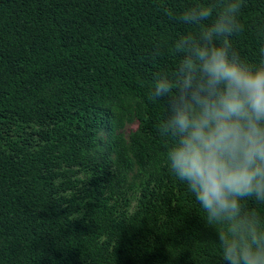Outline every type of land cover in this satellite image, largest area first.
Instances as JSON below:
<instances>
[{
	"label": "trees",
	"instance_id": "obj_1",
	"mask_svg": "<svg viewBox=\"0 0 264 264\" xmlns=\"http://www.w3.org/2000/svg\"><path fill=\"white\" fill-rule=\"evenodd\" d=\"M201 2L0 0V264H225L147 97L196 31L169 11ZM240 19L233 48L264 63V0Z\"/></svg>",
	"mask_w": 264,
	"mask_h": 264
},
{
	"label": "clouds",
	"instance_id": "obj_2",
	"mask_svg": "<svg viewBox=\"0 0 264 264\" xmlns=\"http://www.w3.org/2000/svg\"><path fill=\"white\" fill-rule=\"evenodd\" d=\"M243 3L170 10L171 19L196 31L171 43L176 69L171 77L157 73L147 97L165 108L157 126L171 141L165 163L215 230L225 264H264V218L243 207L246 199L264 205V63L250 64L231 42L245 27Z\"/></svg>",
	"mask_w": 264,
	"mask_h": 264
},
{
	"label": "rangeland",
	"instance_id": "obj_3",
	"mask_svg": "<svg viewBox=\"0 0 264 264\" xmlns=\"http://www.w3.org/2000/svg\"><path fill=\"white\" fill-rule=\"evenodd\" d=\"M137 126V123H132V124H128L126 125L125 129H124V132L125 134H128L129 132H131L132 130H134Z\"/></svg>",
	"mask_w": 264,
	"mask_h": 264
}]
</instances>
